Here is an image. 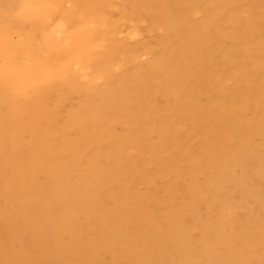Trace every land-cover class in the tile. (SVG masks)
Here are the masks:
<instances>
[{
  "label": "bare ground",
  "instance_id": "obj_1",
  "mask_svg": "<svg viewBox=\"0 0 264 264\" xmlns=\"http://www.w3.org/2000/svg\"><path fill=\"white\" fill-rule=\"evenodd\" d=\"M199 8L196 0H0V196L9 202L0 203V216L11 235L48 240L38 243L34 264L50 251L61 258L74 253L84 264L106 253L117 264H147L155 246L164 252L158 243L178 241L183 233L174 221L180 224L185 216L186 200L179 211L167 212L168 228L161 234L153 223L149 227L145 195L128 193L135 162L123 154L129 132H118L120 117L135 126L136 145L146 152L170 116L188 114V138L200 131L207 136L195 157L185 156L193 163L192 178L218 167L223 179L236 165L245 168L243 154L252 157L264 148V0H209L202 19ZM220 16L227 18L225 30L215 26ZM148 19L150 31L161 36L138 41ZM133 40L138 44L130 48ZM88 66L91 81L78 74ZM222 74L236 84L221 88L212 77ZM218 88V111L227 117L222 121L207 103ZM239 107L253 114L233 118ZM161 110L169 117L158 121ZM225 132L232 136L229 146ZM171 166L181 178L183 172ZM219 196L220 211L231 213L236 205ZM246 221L264 227V214ZM145 224L144 241L134 240L130 228ZM206 229L213 232L204 247L208 260L191 250L179 257L180 264L236 262L241 257L219 248L230 241L229 251L264 250V239H248L251 233L240 228L227 232L222 221L209 220ZM31 258L18 255L11 263L30 264Z\"/></svg>",
  "mask_w": 264,
  "mask_h": 264
},
{
  "label": "rangeland",
  "instance_id": "obj_2",
  "mask_svg": "<svg viewBox=\"0 0 264 264\" xmlns=\"http://www.w3.org/2000/svg\"><path fill=\"white\" fill-rule=\"evenodd\" d=\"M196 1L200 4V8L196 11V14L199 19H202L205 16L204 8L208 5L209 0ZM244 15H247V13H244ZM150 23L151 20L148 19V22L143 24L142 35L138 41L156 40L161 36L150 31ZM215 26L220 30H225L227 28L226 16L218 17L215 21ZM160 34H163V32ZM138 41L133 40L130 48L138 44ZM140 58L142 61L149 60L146 55H141ZM78 74L84 80L91 81L93 75L91 66H88L86 69L81 68ZM212 80L217 81L223 89H230L236 84V80L232 76L225 74L213 76ZM221 88L215 89L213 97L207 101L208 105L215 110V116L218 121L227 119L223 113L218 111L222 105ZM20 99L24 101V98ZM152 101H156V99H152ZM179 101L184 104L189 103L186 97H180ZM239 110L240 113L233 118L241 121L253 114L252 110H243V107H239ZM168 117L161 110L158 115V121ZM118 123V132H129L121 143L126 148L123 154L125 157L133 158L135 162V173L133 176H129L130 188L128 193L132 196L140 193L145 195L147 200L145 207L150 216V226L149 224H145L139 228L135 226L130 228L131 237L138 242H143L144 237L141 235V232L147 226L151 227L152 223L161 230V234H165L169 223V218L166 219L167 212L171 210L179 211L180 205L184 203L183 201H187L185 207L187 211L185 216L182 217V221H180V224L176 219L174 221L183 230V233L177 238L178 241H161L158 243L157 245L163 248L164 252H160L155 246L151 258L146 262L147 264H180L179 257L191 250H195L199 258H204L207 261L208 256L207 252H204V247L209 241L208 238L213 235V232L210 233L206 229L209 220L210 222L222 221L228 227L227 232L231 231V229L237 230L240 228L244 229L247 233H251L248 239H257L258 241L264 239V227L258 225L259 221L257 223H254L256 221H246L249 218L261 219V215L264 214V170H262L264 168V148L261 147V149H258L257 155L252 157L243 154L240 159L245 164V168L237 167L236 165L231 169L232 172H228L223 179L219 177L218 167L203 170L192 178V175L190 177L189 175L194 173L193 163L186 157H195L200 147L206 145L207 136L203 131H200L194 138H188L192 129L191 119L188 117V114L179 112L170 116L167 128L157 131L153 136V150L146 152L142 151L136 145V140L133 136L135 126L129 123L125 117H120ZM223 137L228 141L227 145L229 146L232 141L231 134L225 132ZM255 139V143L259 144L256 142H260L261 140L258 134L255 136ZM200 154L202 157H205L204 161H209L211 158L207 152L203 151ZM251 163H253L251 169L247 170L248 165ZM172 164L177 166L180 172H183L181 178H178L177 174L171 171ZM216 164L219 165L218 162ZM259 165H262V167ZM86 166L87 164H84V167ZM221 166L224 167V165ZM224 181L226 182L224 189L219 190V185ZM245 183L254 184L252 185L254 188L251 189L250 184L247 185ZM196 184L201 185L204 188V192L196 189ZM170 189H172V192H170ZM219 195L229 197L231 200L230 205H236L231 213L228 212V208L224 211L225 214L220 211V203L222 201ZM0 203L2 205L9 204L8 200L5 197L1 198V196ZM163 217L164 221L162 223L155 224L154 221L162 220ZM0 222H2V224L0 223L2 225V227L0 225V264H25V262H11L18 259V255L23 256L26 254H31L30 264L37 262L35 259L39 257L40 253H35V249L38 243L44 244L48 240L44 239L43 236H39V239L34 242L27 236V233L23 237L13 236L10 233V227H7L9 225L1 216ZM126 229L128 230L127 226ZM32 230L33 233H38L35 229ZM91 236L97 238V232L92 233ZM196 242H198L197 245ZM149 243L151 245L154 244L151 240H149ZM214 246L215 244L212 243L210 247L215 249L216 246ZM233 246V241H230L228 244L223 243L219 246L221 251H227L230 254L241 257L231 264H264V250L262 245H258L260 247H253V251H251V247H248L245 249L247 252L245 250H239V252L235 250L229 251V248ZM51 252L44 253L45 257L35 264H65L67 259L75 260L78 264H84L81 262L80 257L74 253H67L61 258L63 254L51 255ZM250 252L253 253L252 257L247 256ZM230 257L233 258L232 256ZM87 264H117V259L111 254L106 253L102 255V258L98 262L94 261ZM120 264H134V262L124 261Z\"/></svg>",
  "mask_w": 264,
  "mask_h": 264
}]
</instances>
